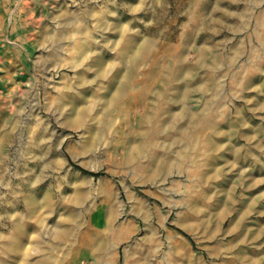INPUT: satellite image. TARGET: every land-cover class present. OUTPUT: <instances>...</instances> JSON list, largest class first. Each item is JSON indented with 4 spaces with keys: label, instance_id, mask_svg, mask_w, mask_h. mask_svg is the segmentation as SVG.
Wrapping results in <instances>:
<instances>
[{
    "label": "rangeland",
    "instance_id": "374dc122",
    "mask_svg": "<svg viewBox=\"0 0 264 264\" xmlns=\"http://www.w3.org/2000/svg\"><path fill=\"white\" fill-rule=\"evenodd\" d=\"M249 1L195 0L190 4L192 0H67L66 7L52 6L46 12L45 25L36 26L32 38L29 71L21 76L25 84L20 89L22 93H13V100L3 102L0 264H41V260L44 264H94L98 255L96 238L105 233L109 245L115 243V255L110 251L104 264H263L264 233H258V223L264 227V0L252 5ZM188 7L194 12L213 9L207 24L214 28L218 27L216 16L222 14L227 29H219L217 37L203 38L208 34L204 26L193 31L184 18ZM225 12L231 16L240 12V20L226 17ZM160 14L166 23L137 71L149 78L156 73L164 79L167 69L175 63L188 73L190 82L199 75H215L219 81L216 88L206 80L193 84L184 109L203 112V101L208 99L212 103L210 111L222 124L229 119L225 124L231 130L228 140L240 148L236 151L240 163L233 171L229 168L227 173L213 178L206 176L207 165L195 162L181 170H163L156 177L153 156L165 161L174 152L175 159L181 162L186 141L182 139V144L177 142L173 148L167 132L162 137L155 133L143 136L141 130L146 123H142L144 118L138 109L131 102L116 99L111 105L114 136L107 133L103 144L92 153H83L77 146L72 153L64 151L67 161L61 175L45 169L43 154L39 152L40 157H36L31 153L30 139L39 135L58 141L67 135V143L76 140L69 127L71 115L81 107L87 109L118 70H127L120 47L111 42L115 19H119L123 31L133 35L141 27L153 28ZM258 20L263 23L260 28ZM234 24L236 29L240 27L238 31L229 29ZM191 29L193 41L174 43L168 39L173 31L181 36ZM170 45L178 46L179 52H173ZM71 63H76L78 76ZM100 70L107 80L98 76ZM242 72L254 85L239 92L233 86ZM242 118L244 123L239 122ZM252 124L258 125L259 137L247 147L249 134L241 131ZM160 139L165 147L158 150L156 143ZM225 154L234 155L232 151ZM77 167L101 176L85 174ZM29 176L33 184L27 191L24 180ZM4 178L9 184L3 183ZM11 184L20 187L18 197H10ZM125 187L138 199L135 206L128 202ZM27 192L38 195L47 208L37 215L25 212L18 203L21 194ZM224 210L232 211L235 220L227 234L224 232L228 223L221 225L222 216L217 213ZM44 218L49 225L61 223L60 250L53 249L59 241L56 234L41 243L35 228ZM240 218H246L248 224L238 238L243 220ZM16 224L27 231L24 252L14 248ZM112 228H119L120 233L115 234ZM36 242L49 248L45 256Z\"/></svg>",
    "mask_w": 264,
    "mask_h": 264
},
{
    "label": "bare ground",
    "instance_id": "6f19581e",
    "mask_svg": "<svg viewBox=\"0 0 264 264\" xmlns=\"http://www.w3.org/2000/svg\"><path fill=\"white\" fill-rule=\"evenodd\" d=\"M217 1L220 0H216V2ZM255 1L259 2V0H253V2ZM194 2L195 0H192L190 4ZM253 2L249 1L250 5H252ZM210 11L213 13V9H199L194 12L192 8L188 7L184 16L193 31L197 32L199 31L200 26H204L206 32L208 33L203 36L205 39L217 37L219 29H227V27L224 26L225 19L222 14L220 17L215 15L216 18L214 21L217 22V24H215L218 25L217 28L207 24L210 23L209 16L212 14L209 13ZM217 14H220V12ZM224 14L226 17L233 20H240L241 16L240 12L237 16L228 15L226 12ZM249 15L251 14L249 13ZM164 19L165 17L163 14L157 15L155 26L153 28L150 29L141 27L139 31L134 32L133 35H128V33L123 31L121 22L119 23V19H115L114 38L111 42L115 46L118 45L120 47L119 52L125 60L121 61L124 62L127 70H125L124 73H122L123 68L122 70H118L115 77L109 80L106 87L104 89H100L92 98V101L88 105L87 109L85 107H81V109L79 108L77 111L73 110L76 113L73 112L74 114L71 115V124L69 127L74 131V134L72 133L71 135L76 137V140L67 143V135L59 137L58 141H49L39 135L30 139L32 148L31 153L36 157H40L39 152L43 154V166L45 169L54 171L61 175L63 173L62 171L66 167L65 163L67 161L64 151L72 153V150L77 146V148H79V150L83 153H92L96 146L103 144L102 141L105 139L107 133L109 134L110 132V134L114 136L115 117L111 115V105L116 102V99H122L126 103L131 102L134 104V107L138 109V113H140V116L144 118L142 123H146L144 124V129L141 130V134H143V136L155 133L156 136L158 135L159 137H162V135L167 132L169 140L171 139L173 148L178 146V143H180L182 139L186 141V148H184L185 155L182 156L183 158L181 162H178L175 159L176 155L174 152L170 153V156L165 161L158 155L153 156L152 160L155 162V166L158 167V169L157 167L155 168L156 177L159 176V173L163 170L166 173H169V170H181L185 165L195 162L207 165L209 167V174L206 176L213 178L220 176L223 173H227L229 168L233 171L236 164L240 163V157L236 155V151H239L240 148H238L235 143H232L231 140H228L231 130H229L225 124H228L230 121L229 119L225 118L226 122L224 123L223 121L222 124L221 120H218L219 118L215 117V115L210 111L212 109V103H210L208 99H204L203 101L202 111L204 113L200 111L187 110L186 112L184 109L186 101L191 95V89H193L196 85H200L206 80L209 82L211 87L216 88V86H218L219 81L215 75L212 77L209 76V78L199 75L195 81L190 82L187 78L188 73L185 70H182V67H178L177 64L175 65V63H172L171 67L167 69L164 79H159L156 76V73L153 74L152 78H149L148 74L137 71L138 64L141 59L143 57H147L148 49L155 46L156 38L160 35L159 30L161 29V26L166 23ZM62 23H66V21H63ZM170 24H172V21ZM262 24L263 23L258 20L257 26L259 28ZM183 25V28L185 29L186 26L185 24ZM236 26L237 25L234 24V26L232 25L229 29H231V31H238L240 27L236 29ZM192 29L186 30L185 34L183 33L181 36L176 35L173 31V33L168 34V39L174 43L184 42L186 39L193 41L195 35H193ZM170 48L176 54L179 52L178 46L170 45ZM155 65L157 66V63H155ZM70 67L73 69L74 75L78 76L76 63H71ZM100 71L101 72H99L98 76L107 80L104 72L102 70ZM235 80V85L233 87L237 88L239 92L248 90L254 85L252 79L249 76H244L243 72L239 73ZM157 82H160L161 84L158 85ZM195 90L200 91L198 88H195ZM118 107L122 109L121 105ZM179 107H182V109L179 110ZM244 120L245 119L242 118L239 122L244 123ZM257 130H260L258 125L252 124L247 128H244V132L241 131L245 135L249 134V137L247 138V147L250 146V144L252 145L254 140L259 137L258 133H256ZM181 144L182 143L179 145ZM156 145L158 150L165 147V144L161 142V139L156 143ZM172 151H174V149H172ZM226 151H232L234 155H226ZM24 181L26 183L24 185V189L28 191V186H32L33 184V177H26V180ZM0 182H2L1 175ZM6 182L7 180L4 178L3 183ZM6 184H9V182ZM10 186L11 188L8 190L10 197H18L19 191L21 190L20 187L12 184ZM125 192L130 205L135 206L138 199L135 197L133 192L129 190V188L125 187ZM6 200V202H13L10 199ZM18 204H22L25 208V212L29 215H37L40 210L47 208L45 202L41 200L38 195L32 194L31 196L30 192L22 193ZM231 212L232 211L230 210L217 212L222 216L221 225L228 223V229L224 232V234L230 233L233 229L235 220L233 219L234 214H231ZM115 218L117 219L118 217ZM240 219L243 220L242 225L240 226V232L237 236L238 238L242 236V231H245L248 224L245 220L246 218ZM45 220L46 218L42 219L41 224H38L35 228L38 230L41 243L43 239H47L51 234H56L59 241L56 242L53 249L60 250V234L63 231L62 225L59 221L49 225L46 224ZM258 225L260 226V228H258V233H264V227H261V223H258ZM76 226L80 228L77 223ZM15 228L17 229V238L14 248L17 252H24L27 248V245L24 243L27 231L18 224H16ZM111 230H113L115 234L120 233L119 228H112ZM258 233L255 232L254 235ZM99 236L97 237L98 239L96 238V254L98 255L94 258V264L107 263L106 257L110 254V251L112 252V256L115 255L113 252L115 243L109 245L110 242L107 233L102 235V237ZM119 240L120 238L116 241ZM35 246L42 253V256H45V252L49 251L47 245L43 246L39 242H36ZM255 250L257 249L255 248ZM41 261V264H44V261Z\"/></svg>",
    "mask_w": 264,
    "mask_h": 264
},
{
    "label": "crops",
    "instance_id": "0c3cea01",
    "mask_svg": "<svg viewBox=\"0 0 264 264\" xmlns=\"http://www.w3.org/2000/svg\"><path fill=\"white\" fill-rule=\"evenodd\" d=\"M58 5L66 7L67 0H0V122L4 118L3 102L13 100V93H22L25 84L21 76L29 71L36 26L45 25L46 12Z\"/></svg>",
    "mask_w": 264,
    "mask_h": 264
},
{
    "label": "trees",
    "instance_id": "16d2710c",
    "mask_svg": "<svg viewBox=\"0 0 264 264\" xmlns=\"http://www.w3.org/2000/svg\"><path fill=\"white\" fill-rule=\"evenodd\" d=\"M77 169H79L80 171H82V172L85 173V174H88V175L94 176V177H96V178H98V177L101 176L99 173H91V172L85 171V170H83V169H81V168H79V167H77Z\"/></svg>",
    "mask_w": 264,
    "mask_h": 264
}]
</instances>
